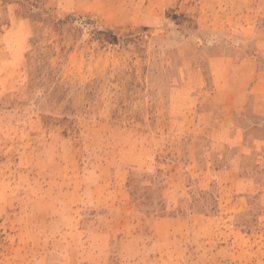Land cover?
Instances as JSON below:
<instances>
[{
  "label": "rangeland",
  "instance_id": "obj_1",
  "mask_svg": "<svg viewBox=\"0 0 264 264\" xmlns=\"http://www.w3.org/2000/svg\"><path fill=\"white\" fill-rule=\"evenodd\" d=\"M0 264H264V0H0Z\"/></svg>",
  "mask_w": 264,
  "mask_h": 264
},
{
  "label": "crops",
  "instance_id": "obj_2",
  "mask_svg": "<svg viewBox=\"0 0 264 264\" xmlns=\"http://www.w3.org/2000/svg\"><path fill=\"white\" fill-rule=\"evenodd\" d=\"M173 1V0H172ZM78 2H79V0H78Z\"/></svg>",
  "mask_w": 264,
  "mask_h": 264
}]
</instances>
